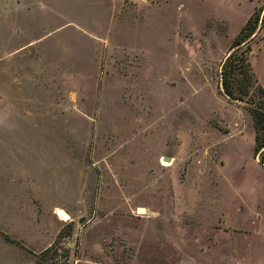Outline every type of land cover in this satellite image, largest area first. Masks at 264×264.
I'll use <instances>...</instances> for the list:
<instances>
[{
    "label": "rangeland",
    "instance_id": "374dc122",
    "mask_svg": "<svg viewBox=\"0 0 264 264\" xmlns=\"http://www.w3.org/2000/svg\"><path fill=\"white\" fill-rule=\"evenodd\" d=\"M260 5L0 0V104L34 110L0 108V184L33 179L37 222L43 199L68 215L69 264H264V169L249 115L218 87L220 61ZM257 29L248 61L264 91ZM23 226L0 206V228L30 246L48 237ZM35 253L0 232V264Z\"/></svg>",
    "mask_w": 264,
    "mask_h": 264
},
{
    "label": "trees",
    "instance_id": "16d2710c",
    "mask_svg": "<svg viewBox=\"0 0 264 264\" xmlns=\"http://www.w3.org/2000/svg\"><path fill=\"white\" fill-rule=\"evenodd\" d=\"M253 10L229 45L228 52L220 61L218 87L229 101L241 103L250 118L253 131L252 153L264 169V91L258 85L248 61V42L264 28V0ZM72 222L59 228L52 243L33 254L32 264H69L70 254L76 257L77 246L68 248L62 245L63 239L71 231ZM7 241H11L5 237ZM13 242V241H11Z\"/></svg>",
    "mask_w": 264,
    "mask_h": 264
},
{
    "label": "crops",
    "instance_id": "0c3cea01",
    "mask_svg": "<svg viewBox=\"0 0 264 264\" xmlns=\"http://www.w3.org/2000/svg\"><path fill=\"white\" fill-rule=\"evenodd\" d=\"M4 82H6V80H4ZM0 103H2V98L0 99ZM0 108H7V110H8V108H10V110H12V112H16L17 114L22 115V119H23V117H24L23 115L25 113L30 114V113H33V111H34L33 107H31V106L15 107L13 105L0 104ZM18 122H19V120H18ZM41 125H43V123L40 122V123H36V124L31 123V125H29V126L34 129V128L40 127ZM32 126H34V127H32ZM55 145L56 144L54 143V149L52 152H53V154L56 153L59 156V143H58L57 152L55 149L56 148ZM52 152L50 149V153H52ZM42 155H45V154L42 153L41 157H40L41 160L43 161ZM164 158H167V157H164ZM163 159H161V165L163 167L169 166V165H163L162 164ZM40 172L42 174L43 170L41 169ZM9 175H10L9 172H6V173L2 172V173H0V179H5L6 177H10ZM32 182H34L33 179L30 181L27 179L25 182L18 181L17 183H15V182L12 183V182L6 181L5 183L7 185L6 184L5 185L0 184V206L5 207L7 210H9L11 212L12 215H16L17 217H19L21 219V221H23V223H24L23 231L24 232L31 233V228L33 226H37V227H40L41 230L48 231L47 232L48 237L43 242L37 244V246H30V245H27L25 241L21 240L20 237L10 234L8 232V229L5 227L0 228V232H2L4 234H8L9 236L14 238L15 240L20 241L23 244V246L25 247V249L37 253V252H40L41 250L45 249L46 247H48L52 243V241L54 240V238H55V236L59 230V224L63 221L56 216V213L55 214L53 213L54 212L53 209H55L57 207L53 206V204L51 205V204L46 203L48 201L44 200V199L42 201H44L45 203L42 202V204H44L43 207H44V209H46L44 211V215H45L44 217L45 218L44 219L41 218L40 222H37L35 220V216H36L34 214V200L35 199L33 197V194L35 192H34V185ZM176 197H177V199L179 198L178 195H176ZM138 209L144 210L145 211L144 215L146 214L145 209H143L141 207H139ZM48 217L50 218L49 220L51 221V223L49 222L47 224ZM45 219H46V224L44 223ZM48 226H50V227H48ZM170 246H171V249L173 251V253H172L173 258L175 257V259H177L178 253L179 252L181 253L183 251V243H182L181 237L179 238V233H178L177 227H176V229H174L173 236L171 235ZM22 252H23L22 250L16 251V256H18V257L21 256L23 258ZM175 263H177V261ZM29 264H32V263L29 262Z\"/></svg>",
    "mask_w": 264,
    "mask_h": 264
},
{
    "label": "bare ground",
    "instance_id": "6f19581e",
    "mask_svg": "<svg viewBox=\"0 0 264 264\" xmlns=\"http://www.w3.org/2000/svg\"><path fill=\"white\" fill-rule=\"evenodd\" d=\"M165 162H169L170 163V160L169 161H165ZM56 216L61 219L62 221H67L69 220V217L68 215L61 209V208H57L56 209Z\"/></svg>",
    "mask_w": 264,
    "mask_h": 264
},
{
    "label": "water",
    "instance_id": "95a60500",
    "mask_svg": "<svg viewBox=\"0 0 264 264\" xmlns=\"http://www.w3.org/2000/svg\"><path fill=\"white\" fill-rule=\"evenodd\" d=\"M169 159L168 158H164L163 161H168Z\"/></svg>",
    "mask_w": 264,
    "mask_h": 264
}]
</instances>
